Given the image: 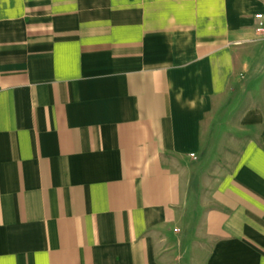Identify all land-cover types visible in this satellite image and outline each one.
Segmentation results:
<instances>
[{
  "label": "crops",
  "instance_id": "crops-1",
  "mask_svg": "<svg viewBox=\"0 0 264 264\" xmlns=\"http://www.w3.org/2000/svg\"><path fill=\"white\" fill-rule=\"evenodd\" d=\"M261 11L0 0V264H264Z\"/></svg>",
  "mask_w": 264,
  "mask_h": 264
},
{
  "label": "built area",
  "instance_id": "built-area-1",
  "mask_svg": "<svg viewBox=\"0 0 264 264\" xmlns=\"http://www.w3.org/2000/svg\"><path fill=\"white\" fill-rule=\"evenodd\" d=\"M256 19L258 21V25H257V29H256L258 38L264 40V11L258 12L256 14ZM193 156H195V155L193 154Z\"/></svg>",
  "mask_w": 264,
  "mask_h": 264
},
{
  "label": "rangeland",
  "instance_id": "rangeland-1",
  "mask_svg": "<svg viewBox=\"0 0 264 264\" xmlns=\"http://www.w3.org/2000/svg\"><path fill=\"white\" fill-rule=\"evenodd\" d=\"M240 115V113L238 114V116ZM239 118V117H238ZM182 264V261H181V259H179V261H178V263L177 264H180V263Z\"/></svg>",
  "mask_w": 264,
  "mask_h": 264
}]
</instances>
